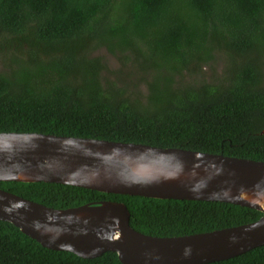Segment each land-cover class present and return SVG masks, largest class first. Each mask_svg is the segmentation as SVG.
I'll use <instances>...</instances> for the list:
<instances>
[{
	"label": "trees",
	"instance_id": "1",
	"mask_svg": "<svg viewBox=\"0 0 264 264\" xmlns=\"http://www.w3.org/2000/svg\"><path fill=\"white\" fill-rule=\"evenodd\" d=\"M11 42L23 52L12 53L13 65L0 69V132L264 161V0H0V45ZM99 47L130 65L134 78L126 81L122 71L114 79L104 76L103 58L92 55ZM219 62L221 75L206 79L205 67L214 73ZM0 188L56 209L122 202L132 227L158 237L209 232L263 216L226 202L60 183L0 181ZM0 264L123 263L115 252L83 258L46 248L0 220ZM207 264H264V245Z\"/></svg>",
	"mask_w": 264,
	"mask_h": 264
},
{
	"label": "water",
	"instance_id": "2",
	"mask_svg": "<svg viewBox=\"0 0 264 264\" xmlns=\"http://www.w3.org/2000/svg\"><path fill=\"white\" fill-rule=\"evenodd\" d=\"M0 181L218 201L263 212L260 219L243 225L158 237L132 227L122 202L56 209L0 188V220L13 223L46 248L83 258L115 252L123 264H207L264 245V161L142 143L0 132Z\"/></svg>",
	"mask_w": 264,
	"mask_h": 264
},
{
	"label": "rangeland",
	"instance_id": "3",
	"mask_svg": "<svg viewBox=\"0 0 264 264\" xmlns=\"http://www.w3.org/2000/svg\"><path fill=\"white\" fill-rule=\"evenodd\" d=\"M18 46L19 45L14 42H11L10 44L2 43V45H0V69L1 70L9 69V67L13 65V61L9 57L12 53L21 54L23 52V48H19ZM26 47L27 45L24 44V48ZM92 55L100 56L103 58L107 66V69L103 73L104 76H107L110 79H114L116 78L115 74L117 75L118 71H122L124 74H126L125 75L126 81H129L130 78H134L132 77V74H131L130 65L124 63L116 55L112 54L106 47H99L93 50ZM24 56L26 57V55ZM223 70H224V63L219 62L218 64L214 65V73L213 71H211L210 67H205L203 72L206 76V79H208L211 76H220ZM139 85H140V89L142 90V92H145V89H146L145 86L141 84Z\"/></svg>",
	"mask_w": 264,
	"mask_h": 264
}]
</instances>
